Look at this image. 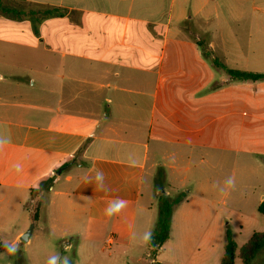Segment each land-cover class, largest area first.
Here are the masks:
<instances>
[{
  "label": "crops",
  "instance_id": "crops-1",
  "mask_svg": "<svg viewBox=\"0 0 264 264\" xmlns=\"http://www.w3.org/2000/svg\"><path fill=\"white\" fill-rule=\"evenodd\" d=\"M235 1L241 0H3L46 15L0 10V52L6 50L0 134L11 138L0 152V248L4 241L18 245L14 255L0 250V264H28L21 246L37 227L54 241L72 237L64 249H82L93 259L95 227L117 220L103 245L111 256L132 214L118 242L129 253L137 246L134 231L155 229L148 204L159 168L162 192L187 197L156 256L172 243L181 257L172 264H198L223 252L221 264L226 230L216 201L231 197L235 209L251 204L252 196L257 207L264 202V80L227 72L264 73V44L253 26L240 28L243 11L230 4ZM20 67L38 69L8 72ZM106 144L112 154H98ZM122 146L134 154L135 166ZM96 170L104 173V190L87 179ZM229 176L236 186L221 194L213 185ZM117 198L127 207L106 217Z\"/></svg>",
  "mask_w": 264,
  "mask_h": 264
},
{
  "label": "rangeland",
  "instance_id": "rangeland-1",
  "mask_svg": "<svg viewBox=\"0 0 264 264\" xmlns=\"http://www.w3.org/2000/svg\"><path fill=\"white\" fill-rule=\"evenodd\" d=\"M233 6H237L239 11H243L242 15L243 18L238 23L240 28H246L253 26L255 30H258L259 34L256 35L257 38H260L262 40V43L264 44V0H241V1H235L230 3ZM11 8H14L15 11H21L26 12L29 10L33 11L37 14H39L38 17L46 15L45 11L43 9H39L36 7H30L25 5L24 3H16V5H10ZM37 17V16H36ZM206 26L205 24L202 25ZM207 27V26H206ZM195 37V36H193ZM197 37V36H196ZM201 39L206 41V44H208L209 39L208 37L201 36ZM0 55L5 56L6 50H2L0 52ZM2 58V57H0ZM17 70H12L8 72L16 71L20 75H29L30 70H37L38 68H16ZM11 70V68H10ZM6 72V73H8ZM36 77V74H34ZM127 146H122V155H132L133 153L128 149ZM112 144H106L105 146H100L96 148V152L98 154H106L110 155L112 154ZM134 155V154H133ZM255 182H257L255 180ZM153 190H154V197L152 196V205H149L150 208V214L153 219L157 220L159 215L158 210V202L157 199L159 195L162 193V186L158 183V181L154 180L153 182ZM151 190H149L150 192ZM157 199H154L156 198ZM257 197L252 196V203L248 204L242 209H235L233 208V203L231 201V197L227 198H221L218 199L215 203L214 211L216 214V218L223 217V227L225 230H229L231 235L233 236V239L237 243L239 247H241L243 244H245L252 236L254 232H263L264 233V214L260 213L258 211V207L256 205ZM45 201V200H44ZM40 214V212H39ZM140 212L138 213V216H140ZM133 219V215H128L124 220H128L126 223V226L123 227L121 231H119L116 239V244L113 245L112 249V255H109V250H104L103 245L106 237L108 236L110 231H117L116 228V222L115 220L113 222V225H109L110 227L106 226H96L95 227V235H93V241L91 242L92 246L94 247V250L96 251L95 258L88 259L86 258V253L81 249L83 254L78 252L77 254L74 253V250H65L64 247L66 245L67 241H73L72 237H67L65 239H58L57 241H54V237H49L46 233L40 232L39 228L37 227L34 231L33 237L30 242L24 243V245L21 246V251L23 255L25 256L28 264H45L47 258L55 253H60L61 255L68 256L72 264H172L170 261L173 258H175L177 261L181 260V257H177L175 252H173L172 247H170L172 243H167L165 245V251L162 254V257L159 258L156 252L149 250L148 247H138L133 246L131 247L129 253H124L125 246L124 244L118 245V242L123 241V238L125 237V231L129 229V225L131 220ZM226 233V232H225ZM11 236V235H10ZM180 239V231L178 235L175 234V240L176 246L179 245L181 248L182 242ZM172 242V241H171ZM0 250L5 252V247H1ZM173 254V255H171ZM173 252V253H172ZM150 253V254H149ZM169 253V255H168ZM223 252H221L220 256L215 255L212 256L210 259H206L203 262L198 260V264H220V257ZM4 254V253H3ZM149 254V255H148ZM155 257L158 261L161 262H155L151 263V256ZM160 259V260H159ZM191 260H189V263ZM1 263H4V260H1ZM236 264H242L239 260H237ZM251 264H264V247L258 252L255 259L252 261Z\"/></svg>",
  "mask_w": 264,
  "mask_h": 264
},
{
  "label": "trees",
  "instance_id": "trees-1",
  "mask_svg": "<svg viewBox=\"0 0 264 264\" xmlns=\"http://www.w3.org/2000/svg\"><path fill=\"white\" fill-rule=\"evenodd\" d=\"M24 1V0H19ZM0 10L3 12L12 11L11 8L4 5L3 0H0ZM50 12H48L49 14ZM202 45V43H200ZM215 64L220 66L218 61L215 60ZM223 67V65L221 66ZM229 75L237 79H249V80H264V73L241 71L234 69H227ZM159 184H161L162 189H164V170L159 168L157 172V178ZM36 191L32 190L31 195L35 196ZM187 194L181 192L177 195H168L162 192L158 197V210L159 215L154 229V247L150 246L153 251L160 249L163 244L170 238L171 235V222L172 215L175 208L186 200ZM41 203L37 204L34 211V219L37 220ZM258 211L264 214V202H262ZM264 247V233L254 232L251 238L243 244L241 247L237 245L230 231L226 230V247L225 253L221 259V264H236L239 260L242 264H251L252 261L257 256L258 252Z\"/></svg>",
  "mask_w": 264,
  "mask_h": 264
},
{
  "label": "clouds",
  "instance_id": "clouds-1",
  "mask_svg": "<svg viewBox=\"0 0 264 264\" xmlns=\"http://www.w3.org/2000/svg\"><path fill=\"white\" fill-rule=\"evenodd\" d=\"M11 143V138L0 134V152H2L7 144ZM128 163L130 166H135L137 164V160L133 155L128 156ZM13 170L16 173H20L22 171V165L16 163L12 166ZM89 182H95L96 186L100 190L105 189V176L103 171L96 170L94 177L87 178ZM236 186V180L234 176L227 177L223 184H214L213 187L217 188L221 194L228 192L229 190L234 189ZM127 201L121 198H117L115 200L109 201L106 209L105 216L108 218H112L114 216L119 215L124 208L127 207ZM132 241L139 247H154V232L152 229H145L143 231H134L131 236ZM3 245L5 250L9 255H14L18 250V245L15 241L9 242L4 241ZM45 264H72L71 259L68 256L61 255L60 253H55L50 255Z\"/></svg>",
  "mask_w": 264,
  "mask_h": 264
},
{
  "label": "water",
  "instance_id": "water-1",
  "mask_svg": "<svg viewBox=\"0 0 264 264\" xmlns=\"http://www.w3.org/2000/svg\"><path fill=\"white\" fill-rule=\"evenodd\" d=\"M33 229V225L31 226V228H30V230L26 233V234H24L23 236H22V238L24 239V240H28V238H29V234L31 233V230Z\"/></svg>",
  "mask_w": 264,
  "mask_h": 264
},
{
  "label": "built area",
  "instance_id": "built-area-1",
  "mask_svg": "<svg viewBox=\"0 0 264 264\" xmlns=\"http://www.w3.org/2000/svg\"><path fill=\"white\" fill-rule=\"evenodd\" d=\"M112 237H109L107 240H106V246L107 247H110L111 246V244H112Z\"/></svg>",
  "mask_w": 264,
  "mask_h": 264
}]
</instances>
